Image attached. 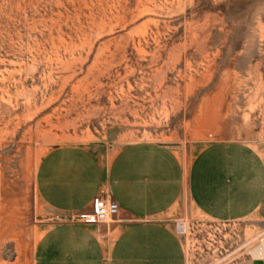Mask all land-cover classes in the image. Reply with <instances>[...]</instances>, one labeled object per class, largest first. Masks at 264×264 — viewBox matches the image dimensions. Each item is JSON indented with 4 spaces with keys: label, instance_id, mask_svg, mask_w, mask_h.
Here are the masks:
<instances>
[{
    "label": "rangeland",
    "instance_id": "rangeland-1",
    "mask_svg": "<svg viewBox=\"0 0 264 264\" xmlns=\"http://www.w3.org/2000/svg\"><path fill=\"white\" fill-rule=\"evenodd\" d=\"M263 104L264 0H0V264H34L41 226L60 220L35 188L52 147L197 150L200 120L221 112L257 115L242 138L264 154ZM181 224L187 264H251L264 209Z\"/></svg>",
    "mask_w": 264,
    "mask_h": 264
},
{
    "label": "crops",
    "instance_id": "crops-1",
    "mask_svg": "<svg viewBox=\"0 0 264 264\" xmlns=\"http://www.w3.org/2000/svg\"><path fill=\"white\" fill-rule=\"evenodd\" d=\"M240 118L220 112L200 120L209 138L191 151L154 140L106 152L81 144L49 149L35 188L42 210L60 220L41 226L34 264H187L178 222L233 223L260 214L264 154L242 138L258 116ZM97 196L119 203L117 218L75 222Z\"/></svg>",
    "mask_w": 264,
    "mask_h": 264
},
{
    "label": "built area",
    "instance_id": "built-area-1",
    "mask_svg": "<svg viewBox=\"0 0 264 264\" xmlns=\"http://www.w3.org/2000/svg\"><path fill=\"white\" fill-rule=\"evenodd\" d=\"M120 211L119 203L112 197L97 196L89 210L78 211L74 221L78 223H106L114 219ZM251 264H264V233L259 238V255L254 257Z\"/></svg>",
    "mask_w": 264,
    "mask_h": 264
},
{
    "label": "bare ground",
    "instance_id": "bare-ground-1",
    "mask_svg": "<svg viewBox=\"0 0 264 264\" xmlns=\"http://www.w3.org/2000/svg\"><path fill=\"white\" fill-rule=\"evenodd\" d=\"M185 230H186V225L185 224L179 225V231L184 232ZM258 255H259V252H258L257 256Z\"/></svg>",
    "mask_w": 264,
    "mask_h": 264
}]
</instances>
